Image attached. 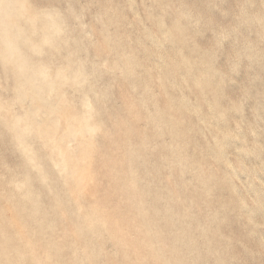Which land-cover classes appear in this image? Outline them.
Returning a JSON list of instances; mask_svg holds the SVG:
<instances>
[{"label": "rangeland", "instance_id": "374dc122", "mask_svg": "<svg viewBox=\"0 0 264 264\" xmlns=\"http://www.w3.org/2000/svg\"><path fill=\"white\" fill-rule=\"evenodd\" d=\"M132 1L0 29V264H264V0Z\"/></svg>", "mask_w": 264, "mask_h": 264}, {"label": "bare ground", "instance_id": "6f19581e", "mask_svg": "<svg viewBox=\"0 0 264 264\" xmlns=\"http://www.w3.org/2000/svg\"><path fill=\"white\" fill-rule=\"evenodd\" d=\"M130 1V0H129ZM128 2V1H127ZM131 2H134V1H132L131 0ZM129 3V2H128ZM131 5H132V3H131ZM130 5V6H131ZM134 5V4H133ZM225 6V5H224ZM119 7V6H118ZM132 7V6H131ZM19 8H20V0H1L0 1V29H2V30H6V29H8V26L11 24L10 23V20H12V16H17V14H18V12H19ZM25 8H26V6H25ZM132 9H133V7H132ZM179 11V10H178ZM26 12V11H25ZM132 13V12H131ZM178 13V12H177ZM134 14V13H133ZM47 17H48V21H46V23H43V24H41L40 26H43L44 25V27L45 28H42L41 27V29H39L38 30V27H37V25L39 24V22L38 21H33V23L31 24V25H28V26H21L20 28L19 27H17V25H15L14 26V29H12V30H14V32H12L11 33V31H10V33H9V31H7V32H5L6 34H5V36H4V39H3V41H2V44H1V50H2V52H3V54H2V59H10V58H12L14 55H15V57H16V60H13V59H11L10 61L12 62V63H15L16 62V64L14 65V66H18L19 64H17L18 62H17V60L20 62V60H22V58H24V57H26V55H23L22 53V51H23V49H22V47L23 48H25L26 50H28L29 51V53H30V55L33 57L34 56V54H36V47H35V44H36V40H37V42H41V44L43 45V46H48V47H50V16H48L47 15ZM32 19V18H31ZM161 19V18H160ZM33 20V19H32ZM162 20V19H161ZM163 21V20H162ZM160 22V21H159ZM162 23V22H161ZM161 23H158V25H159V29H160V24ZM164 25H166V24H164ZM162 26V25H161ZM133 27V26H132ZM10 28V27H9ZM164 28H166V26H164ZM168 29V28H167ZM25 30H30L31 32H32V35H33V37L32 38H30V37H27V38H21V35H20V33L21 32H24ZM164 30V32H165V29H163ZM148 31V30H147ZM161 31H162V29H161ZM163 31H162V33L163 34H165ZM149 33V32H148ZM4 34V33H3ZM38 36V38H35L36 40L34 41L33 39H34V37L35 36ZM163 36V35H162ZM168 36V35H167ZM1 37V36H0ZM164 37V36H163ZM168 38V37H167ZM167 41V40H166ZM171 41V40H170ZM30 42H35V43H30ZM54 45V44H53ZM52 45V46H53ZM189 46V45H188ZM77 47V46H76ZM162 47V46H161ZM44 48V47H43ZM163 48V47H162ZM188 49V48H187ZM146 50V49H145ZM44 51V50H43ZM42 51V52H43ZM22 52V53H21ZM38 52V51H37ZM41 52V53H42ZM40 53V52H39ZM40 53V55H43V54H41ZM181 53H183V52H181ZM184 54V53H183ZM48 55V54H47ZM45 56V55H44ZM31 57V58H32ZM39 57V56H38ZM182 57V56H181ZM185 57V56H184ZM27 58V57H26ZM34 58V57H33ZM44 58V57H43ZM53 58V57H52ZM1 59V58H0ZM42 59V58H41ZM46 59V58H45ZM29 60V59H28ZM34 60V59H33ZM193 61H194V59H192ZM7 61H9V60H7ZM186 61H189V60H186ZM33 62V61H32ZM191 62V61H190ZM8 63V62H7ZM168 63V62H167ZM29 64H30V62H29ZM42 64V63H41ZM188 65V64H187ZM191 65V64H190ZM190 65H189V67H190ZM33 66V65H32ZM168 66V65H167ZM166 66V67H167ZM12 67V66H11ZM31 67V66H30ZM29 67V68H30ZM14 68V67H13ZM32 68V67H31ZM18 69L19 70H22V67H21V65L20 66H18ZM146 69V68H145ZM166 69V68H165ZM191 69H192V66H191ZM7 70V69H6ZM66 70V69H65ZM190 70V69H189ZM211 70V69H210ZM51 71V70H50ZM191 71V70H190ZM190 71L188 72V73H190ZM16 72V71H15ZM67 72H69V71H67ZM146 72V71H145ZM193 72V71H192ZM26 73V72H25ZM46 73V72H45ZM165 73V72H164ZM16 74V73H15ZM15 74H14V76H15ZM19 74V73H18ZM47 74V73H46ZM66 74V73H65ZM19 75H21V74H19ZM191 75H192V73H191ZM56 76H58V75H56ZM16 77V76H15ZM18 77V76H17ZM24 77V76H23ZM27 77V76H26ZM60 77V76H59ZM166 77V76H165ZM45 78V77H44ZM50 78V77H49ZM52 78V77H51ZM58 78V77H57ZM22 79V78H21ZM24 79V78H23ZM30 79H31V77H30ZM41 79V78H40ZM46 79V78H45ZM192 79V78H191ZM50 80V79H49ZM30 81V80H29ZM169 81V80H168ZM167 81V82H168ZM32 82V81H31ZM43 82V81H42ZM41 82V83H42ZM45 82V81H44ZM6 83V82H5ZM34 83V82H33ZM39 83V82H38ZM57 83V82H56ZM29 85V84H28ZM39 85V84H38ZM201 85V84H200ZM23 86V85H22ZM30 86H32V84H30ZM175 86V85H174ZM202 86V85H201ZM204 86V85H203ZM202 86V87H203ZM38 87H40V85L38 86ZM37 88V87H36ZM201 88V87H200ZM32 89H34V88H32ZM189 90V89H188ZM18 91V90H17ZM21 91H23V90H21ZM57 92V91H56ZM202 92V91H201ZM17 93V92H16ZM51 93H52V91H51ZM19 94H20V92H19ZM23 94V93H22ZM28 94V93H27ZM64 95V94H63ZM28 96V95H27ZM49 96V95H48ZM65 97V96H64ZM62 98V97H61ZM23 99V98H22ZM175 99V98H174ZM173 99V100H174ZM65 100V99H64ZM177 100V99H176ZM175 101V100H174ZM173 101V102H174ZM184 101H185V99H184ZM44 102V101H43ZM61 102V101H60ZM65 102V101H64ZM63 102V103H64ZM181 102V101H180ZM48 103V102H47ZM176 103V102H175ZM184 103V102H183ZM49 104V103H48ZM90 104V103H89ZM173 104V103H172ZM180 104H182V102L180 103ZM3 105V104H2ZM186 105V104H185ZM211 105V104H210ZM47 106V105H46ZM184 106V105H183ZM212 106V105H211ZM27 107V106H26ZM26 107H25V109H26ZM48 107V106H47ZM56 107V106H55ZM88 108V107H87ZM27 109H28V107H27ZM37 109V108H36ZM46 109V108H45ZM54 109V108H53ZM199 110H200V108H199ZM31 111H33V110H31ZM42 111V110H41ZM44 112H46V111H44ZM28 113V112H27ZM35 113H36V111H35ZM50 113V112H49ZM49 113H48V116H50L49 115ZM52 113V112H51ZM55 113V112H54ZM47 116V117H48ZM55 116V115H54ZM225 116V115H224ZM53 117V116H52ZM57 117H58V115H57ZM56 117V118H57ZM221 117H222V114H221ZM40 118V117H39ZM43 118V117H42ZM36 119V118H35ZM41 119V118H40ZM60 119V118H59ZM59 119H57V120H55V119H53V121H51V122H57ZM262 119V118H261ZM67 121H69V120H67ZM72 121V120H71ZM210 121H212V120H210ZM38 122V121H37ZM48 122V121H47ZM40 123V122H39ZM59 123H60V120H59ZM66 123H68V122H66ZM55 124V123H54ZM215 124V123H214ZM213 124V125H214ZM63 125V124H62ZM50 126H52V125H50ZM54 126H56V125H54ZM60 126V125H59ZM63 126H65V125H63ZM62 126V127H63ZM82 126V125H81ZM38 127H39V125H38ZM46 127V126H45ZM49 127V126H48ZM70 127V126H69ZM87 127V126H86ZM198 127V126H197ZM42 128V127H41ZM51 128V127H50ZM49 128V129H50ZM56 128V127H55ZM72 128V127H71ZM73 128H75V127H73ZM51 129H53V128H51ZM84 129V128H83ZM86 130H88V129H86ZM95 130V128L93 129V131ZM84 131L85 130H82V132H77V133H75L74 135H78V136H80V135H83L84 134ZM92 131V132H93ZM242 131V130H241ZM65 132H67V131H65ZM89 133H91L90 132V129H89V131H88ZM242 133V132H241ZM240 133V134H241ZM41 134H43V133H41ZM67 134H65L64 136H66ZM260 135V134H259ZM259 135H257V136H259ZM41 136V135H40ZM55 136V135H54ZM243 136V135H242ZM75 137V136H74ZM75 138H77V136L75 137ZM36 139V138H35ZM70 139V138H69ZM115 140V139H114ZM32 141V140H31ZM71 141V140H70ZM33 142V141H32ZM232 141H230V143H231ZM235 142V141H234ZM29 143V142H28ZM67 143V142H66ZM233 143V142H232ZM26 144H27V142H26ZM74 143H72L71 144V142H70V145L72 146ZM234 144H236V143H234ZM238 145H240V144H238ZM79 146V145H78ZM82 146V145H81ZM209 146H210V144H209ZM224 146V145H223ZM235 146V145H234ZM70 147V146H69ZM91 147V146H90ZM71 149V148H70ZM69 149V150H70ZM81 149V148H80ZM87 149V148H86ZM89 149V148H88ZM103 149V148H102ZM74 150V149H73ZM85 150V149H84ZM224 152V151H223ZM223 152H222V154H223ZM107 153V152H106ZM96 154V153H95ZM222 154H221V156H222ZM248 154V153H247ZM263 154V153H262ZM246 155V154H245ZM225 156V155H224ZM254 156V155H253ZM113 157V156H112ZM111 157V158H112ZM223 157V156H222ZM225 157H227V156H225ZM108 158V157H107ZM106 158V159H107ZM71 159V158H70ZM69 160V159H68ZM248 160V159H247ZM221 161V160H220ZM219 161V162H220ZM95 162V161H94ZM79 163V162H78ZM85 164V163H84ZM83 164V165H84ZM101 165V164H100ZM60 166V165H59ZM86 167H87V165H86ZM58 168H60V167H58ZM62 169V168H61ZM88 169V168H87ZM89 170V169H88ZM101 171V170H100ZM88 174V173H87ZM225 174H226V172H225ZM236 175V174H235ZM82 176V175H81ZM245 176H246V174H245ZM91 177V176H90ZM239 176H237V178H238ZM92 178V177H91ZM244 178V177H243ZM242 178V179H243ZM241 179V178H240ZM263 180V179H262ZM143 184V183H142ZM138 185V184H137ZM202 186V185H201ZM242 186V185H241ZM203 187V186H202ZM219 187V186H218ZM214 188H216V187H214ZM220 188H222V187H220ZM216 189H218V188H216ZM244 191H245V189H244ZM257 191H259V189L257 190ZM263 191V190H262ZM253 192V191H252ZM260 193V192H259ZM257 194V193H256ZM264 194V193H263ZM262 194V195H263ZM259 197V196H258ZM262 197V196H261ZM257 198V197H256ZM30 199H31V197H30ZM251 201H252V199H250ZM258 200V199H257ZM30 210H32V209H30ZM78 210V209H77ZM240 210H242V209H240ZM83 211V210H82ZM260 211V210H259ZM50 212H51V210H50ZM262 212V211H261ZM260 213V212H259ZM50 214V213H49ZM262 215V214H261ZM260 215V216H261ZM264 216V215H263ZM243 218V217H242ZM250 219V218H249ZM219 222V221H218ZM217 222V223H218ZM220 223V222H219ZM259 226V225H258ZM53 227V226H52ZM175 227V226H174ZM53 229V228H52ZM96 230V229H95ZM93 232H95V231H93ZM95 235V234H94ZM183 240V239H182ZM192 241V240H191ZM7 244V243H6ZM10 245V244H9ZM146 245H148V244H146ZM10 249V248H9ZM3 250V249H2ZM2 250H1V252H2ZM6 250V249H5ZM8 250V249H7ZM208 252H211V251H208ZM5 256V255H4ZM9 256H10V254H9ZM10 258V257H9ZM12 258V257H11ZM13 260H14V258H12ZM172 259V258H171ZM4 260V259H3ZM8 260H10V259H8Z\"/></svg>", "mask_w": 264, "mask_h": 264}]
</instances>
